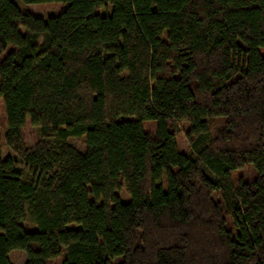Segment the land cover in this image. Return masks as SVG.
<instances>
[{
	"label": "trees",
	"instance_id": "16d2710c",
	"mask_svg": "<svg viewBox=\"0 0 264 264\" xmlns=\"http://www.w3.org/2000/svg\"><path fill=\"white\" fill-rule=\"evenodd\" d=\"M21 2L66 8L0 0V264H264V0Z\"/></svg>",
	"mask_w": 264,
	"mask_h": 264
},
{
	"label": "rangeland",
	"instance_id": "374dc122",
	"mask_svg": "<svg viewBox=\"0 0 264 264\" xmlns=\"http://www.w3.org/2000/svg\"><path fill=\"white\" fill-rule=\"evenodd\" d=\"M14 3L18 5V7L26 13H31L38 17L48 18L50 16H56L59 15L63 9L66 8L65 4H40V5H24L21 0H12ZM111 12V7L109 6L107 9H103L100 13L101 14H107ZM14 49V46L8 48L7 52H10V50ZM4 55H7V54ZM262 56L264 57V52H262ZM1 62V61H0ZM0 121H1V144L3 149V157L4 159H7L8 157L13 156V152L11 149L6 145L5 143V133L7 130V124H6V115L4 110V105L2 100H0ZM223 121L218 120L214 122V126L217 128H220L223 126ZM146 130L150 132H155V124L152 122H145L144 123ZM180 133L177 136V142L179 150L185 154H189L191 151V147L187 141V138L185 136L186 132L189 130V125L187 123H180L179 124ZM22 135L25 141V144L28 148H32L34 145H36L41 140V129L38 126H34L30 119L27 120L26 125L22 129ZM69 142L78 148L79 150L83 151L85 149V139L84 138H71ZM257 177V172L255 171L254 167L252 165L247 166L244 169L235 171L232 173L231 180L233 186H237V182L239 178L243 179H254ZM118 196L123 202H128L130 197L127 195L125 189H122L120 192H118ZM216 198L218 200H221V194H216ZM90 200L93 201V196H90ZM25 223L27 224V227L29 230H34V226L31 224L29 217H27ZM69 229H78L79 227L76 225H70L68 227ZM10 260L13 264H26L27 262V255L22 250H14L10 253ZM63 261V259H58L55 261L56 264H60ZM117 260L116 262H118Z\"/></svg>",
	"mask_w": 264,
	"mask_h": 264
}]
</instances>
